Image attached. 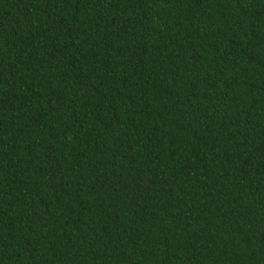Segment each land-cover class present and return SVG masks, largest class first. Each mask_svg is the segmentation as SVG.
<instances>
[{"label":"trees","instance_id":"obj_1","mask_svg":"<svg viewBox=\"0 0 264 264\" xmlns=\"http://www.w3.org/2000/svg\"><path fill=\"white\" fill-rule=\"evenodd\" d=\"M0 264H264V0H0Z\"/></svg>","mask_w":264,"mask_h":264}]
</instances>
